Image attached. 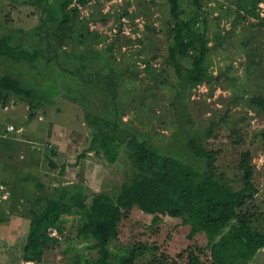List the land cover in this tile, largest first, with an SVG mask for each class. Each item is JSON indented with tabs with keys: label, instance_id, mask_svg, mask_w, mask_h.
<instances>
[{
	"label": "rangeland",
	"instance_id": "obj_1",
	"mask_svg": "<svg viewBox=\"0 0 264 264\" xmlns=\"http://www.w3.org/2000/svg\"><path fill=\"white\" fill-rule=\"evenodd\" d=\"M183 7L185 17L194 11L188 2ZM68 8L74 16L71 23L64 27L53 20L50 38L68 53L98 50L101 58L91 66L103 70L102 81L94 83L77 62L50 55L33 66H15L38 80L39 75L53 72L58 85L48 101L34 109L33 117L27 101L11 98L7 106H15L12 111L0 104V158L4 161L10 155V160L20 161L19 154L15 156L18 150L28 154L40 150L43 158L35 162L37 157L31 155L28 170L11 162L1 166L4 170L0 173L14 178L20 186L7 181V186L0 187L6 195L0 214L3 264H95L101 255L100 247H94L95 239L80 235L88 218L84 208L71 207L56 218L60 228L53 225L48 229L53 240L44 247L43 260H24V246L32 219L42 206V195L59 197L66 204L65 187L82 184L90 199L93 193H102L117 204L120 188L132 173L126 146L116 143L115 150H101L94 143L96 130L86 121V114L118 120L123 128L157 145L167 143L175 130L170 100L179 78L166 63L172 40L168 36V0H92ZM198 10L201 19L197 26L212 46L206 67L217 80L200 84L186 101L191 127L209 131L203 142L211 164L237 189L244 187L246 193L253 194L240 211L252 214L254 225L264 230V108L255 100L264 98V0H206ZM41 14L32 0H0V34L8 24L24 31L26 46L38 47ZM254 59L258 62H251ZM183 62L191 65L188 58ZM79 68L76 78L73 71ZM112 70L114 76L109 74ZM28 123L39 129L31 132V142L20 145L14 138L25 137ZM9 124L16 129H7ZM21 128L26 131L20 132ZM242 154L252 159L253 185L242 186L240 181ZM37 180L44 184L43 192L37 188ZM185 219L168 211L149 213L134 207L120 221L117 236L106 244L108 264H148L164 255L184 264L185 259H179L178 254L187 248L202 246L208 252L205 233H193L194 224ZM201 256L208 259L205 253ZM249 264H264V247Z\"/></svg>",
	"mask_w": 264,
	"mask_h": 264
},
{
	"label": "trees",
	"instance_id": "obj_2",
	"mask_svg": "<svg viewBox=\"0 0 264 264\" xmlns=\"http://www.w3.org/2000/svg\"><path fill=\"white\" fill-rule=\"evenodd\" d=\"M91 1L32 0L42 12L37 28L41 36L38 47L26 46L22 39L24 31L21 29L3 25V32L0 34V104L3 107L8 105L11 98H18L30 104V117H33L34 109L48 101L50 93L58 85L56 75L46 72V76L41 74L38 80L26 72H20L15 66H33L49 55L64 62L65 59L77 62V66L88 72L87 76L94 83L102 81L103 70L91 66L95 59L101 58L98 50L68 53L59 48L49 35L50 27L55 24L53 20L64 27L71 23L74 17L68 11L71 4L84 6ZM205 1L168 0L171 15L168 36H172V40L166 63L175 69L179 78L170 100L174 109L175 130L168 142L157 145L152 139L140 137L128 128H123L118 120H109L94 113L86 114V121L96 130L94 143L99 144L101 150H115L116 143L126 146L132 173L120 188L117 204L108 201L102 193H93L90 199V192L82 184L65 187L68 199L66 204H62L59 197L54 199L49 194L42 195V208L32 219L24 246L26 262L40 263L43 260L44 247L53 240L48 229L53 225L60 228L56 218L61 211L71 207L84 208L88 216L80 235L95 239L94 247H100L101 255L94 260L95 264H108L106 244L117 236L120 221L134 207L149 213L168 211L175 217H185L184 221L194 224L193 233H205L208 252L202 246H195L193 249L189 247L178 254L179 259H185L184 264H249L264 247V230L254 225L252 214L240 211L246 205L247 198H252L253 194L246 193L244 187L237 189L225 173L215 170L208 156L209 150H206L203 142L209 131L191 127L192 119L186 101L200 84L217 80L206 67V57L212 46L208 45L197 26L201 19L198 9ZM184 2L194 7L192 14L186 17ZM238 9V13H241L240 4ZM61 50L64 52H60ZM249 56L252 57V53ZM185 58L191 60L190 66L183 62ZM251 62L258 61L254 59ZM80 68L73 71L76 78ZM113 72L112 70L109 74L114 76ZM27 79L31 84L27 83ZM255 100L257 105L264 108L263 97ZM262 135L264 137V128ZM251 160L242 154L238 165L242 186L252 184L254 165ZM51 165L54 166V163ZM36 186L40 192L45 190L40 180H37ZM39 223H43L42 226L39 227ZM185 252H189L187 256H184ZM204 253L207 260L201 256ZM148 264L179 263L164 255V258Z\"/></svg>",
	"mask_w": 264,
	"mask_h": 264
},
{
	"label": "crops",
	"instance_id": "obj_3",
	"mask_svg": "<svg viewBox=\"0 0 264 264\" xmlns=\"http://www.w3.org/2000/svg\"><path fill=\"white\" fill-rule=\"evenodd\" d=\"M21 101V100H20ZM25 102V101H24ZM12 106V105H11ZM14 107L15 106H13L12 108H10V107H8V106H6V107H4V109L5 110H8V111H12V110H16V109H14ZM25 113V112H24ZM24 115H26V113L24 114ZM28 118V119H30L29 117H28V115H26L25 116V118ZM9 126H11V124H9L8 125V127ZM13 126V125H12ZM48 126V125H47ZM8 127H7V129H8ZM46 127V126H45ZM26 128V127H25ZM22 129L21 128V130L19 129V131L20 132H25L26 131V129ZM27 128H28V133L25 135V137H23V136H20V137H16V138H14V139H16L18 142H19V144L20 143H22V142H24V141H30L31 142V140H32V135L33 134H31V132H35L36 131V129L38 128H36L35 126H33V125H31V123H28V126H27ZM16 128L14 127V130H15ZM39 129V128H38ZM41 129H43L42 127H41ZM48 129V128H47ZM35 130V131H34ZM23 137V138H22ZM47 142V141H46ZM21 145V144H20ZM29 152H31L30 154H28V152H26L25 150H18L16 153H15V156H17L18 154V156H19V158H20V161H17V160H10L9 158H10V155H8V156H6V160H2L1 158H0V172H2L4 169L1 167V166H3V165H8L9 164V162H11L12 164L14 163V164H16L17 166H19V167H25V169L26 170H28V168H27V165L28 164H30V162L33 160V159H35L36 157V161L35 162H38L39 161V159L41 160V162H42V160H43V158H41L40 157V153H41V151L40 150H33V151H29ZM31 155H33L34 156V158L33 159H31L30 160V158H31ZM40 167H42L41 165H39ZM38 166V167H39ZM23 178V177H22ZM12 182V186H17L19 189H20V186H18L17 185V183H16V181L17 180H15L14 178H12V177H6V176H4V175H2L1 173H0V187H3L4 185L5 186H7V183L8 182ZM9 183V185H11ZM10 187V186H9ZM9 195L11 194V191H10V189H9ZM5 195V193H4V191H1L0 190V214L2 213V211H1V203L3 202V200H5L6 199V195Z\"/></svg>",
	"mask_w": 264,
	"mask_h": 264
},
{
	"label": "built area",
	"instance_id": "obj_4",
	"mask_svg": "<svg viewBox=\"0 0 264 264\" xmlns=\"http://www.w3.org/2000/svg\"><path fill=\"white\" fill-rule=\"evenodd\" d=\"M8 129L9 130H13L14 129V126L11 125V126L8 127Z\"/></svg>",
	"mask_w": 264,
	"mask_h": 264
}]
</instances>
